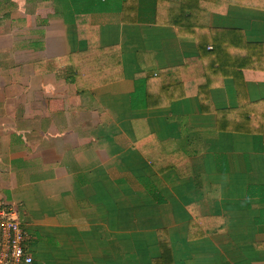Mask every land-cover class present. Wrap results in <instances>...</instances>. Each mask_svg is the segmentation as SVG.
Returning a JSON list of instances; mask_svg holds the SVG:
<instances>
[{
	"label": "crops",
	"instance_id": "obj_1",
	"mask_svg": "<svg viewBox=\"0 0 264 264\" xmlns=\"http://www.w3.org/2000/svg\"><path fill=\"white\" fill-rule=\"evenodd\" d=\"M170 1L0 0V196L32 264H264V0L195 26Z\"/></svg>",
	"mask_w": 264,
	"mask_h": 264
},
{
	"label": "built area",
	"instance_id": "obj_2",
	"mask_svg": "<svg viewBox=\"0 0 264 264\" xmlns=\"http://www.w3.org/2000/svg\"><path fill=\"white\" fill-rule=\"evenodd\" d=\"M28 235L15 207L0 196V264H32L25 244Z\"/></svg>",
	"mask_w": 264,
	"mask_h": 264
},
{
	"label": "trees",
	"instance_id": "obj_3",
	"mask_svg": "<svg viewBox=\"0 0 264 264\" xmlns=\"http://www.w3.org/2000/svg\"><path fill=\"white\" fill-rule=\"evenodd\" d=\"M201 2L202 0H171L168 4H161V8L164 11H171V16L174 18L175 24L179 23L181 26H183L184 24L187 26H195L198 25L199 20L201 21L203 19H201L200 16L205 14L202 11ZM217 34L218 40L226 44L222 47L223 54L225 56L224 58L231 57V54L239 47H237L227 35H225V38L222 39L221 35L219 33ZM210 38H213V36ZM214 40H216V37H214ZM239 53H242V49L238 52V54ZM237 86L240 89L239 82L237 83Z\"/></svg>",
	"mask_w": 264,
	"mask_h": 264
}]
</instances>
